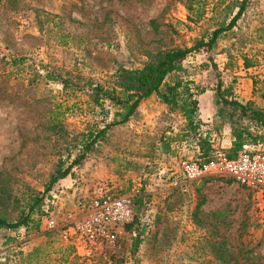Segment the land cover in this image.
<instances>
[{"label": "rangeland", "instance_id": "obj_1", "mask_svg": "<svg viewBox=\"0 0 264 264\" xmlns=\"http://www.w3.org/2000/svg\"><path fill=\"white\" fill-rule=\"evenodd\" d=\"M237 1L204 0L206 15L192 24L178 0H16L15 9L0 0V171L11 195L0 215L14 221L41 197L46 213L37 233L0 229V264H264L258 192L227 175L170 186V176L184 181L183 166L194 159L162 153L161 137L183 127L154 95L44 193L59 160L66 167L76 158L86 128L111 122L92 104V87L109 86L118 69H139L160 52L192 48L236 14ZM183 66L194 92L222 82L254 94L264 109V0H249L232 33ZM98 189L132 195L136 220L83 258L74 225Z\"/></svg>", "mask_w": 264, "mask_h": 264}, {"label": "trees", "instance_id": "obj_2", "mask_svg": "<svg viewBox=\"0 0 264 264\" xmlns=\"http://www.w3.org/2000/svg\"><path fill=\"white\" fill-rule=\"evenodd\" d=\"M4 1L7 7L16 8V0ZM178 1L184 5L188 13L187 20L189 23L197 24L204 19L206 15L204 0ZM248 1H237L234 4L237 9L236 14L227 23L218 25L208 31L202 39L195 42L192 48L160 52L154 61L144 63L139 69H118L109 86L96 85L92 87V104L100 108L104 121L111 116V122L102 128L96 124L86 128V132L81 136L82 139L79 143L76 158L66 167L64 162L59 160L57 169L51 176L44 193H49L55 184L71 176L72 168L79 165L97 144L104 141L112 127L128 123L136 113L139 105L153 95L161 104L167 107L170 114L180 115L184 121L183 128L177 138L171 136L161 137L162 153L174 154L172 150L174 140L179 143L197 140V161L201 164L215 161L219 154L227 159H235L245 146L251 147L254 152L259 150L264 156V109L259 108L254 102L244 104L238 102L231 96V88L225 87L222 82H218L216 85L217 104L220 109L218 123L214 125L213 131L218 132L227 117V123L231 129V147L222 153H217L211 145L209 134L204 137L200 135L202 123L198 119V102L195 98L196 94L192 90L194 87L193 82L189 80L187 71L183 66V62L191 53L202 49L213 51L223 35L232 33L242 17ZM65 45L66 42H61V46ZM14 64L17 65L16 62ZM243 67L245 69L251 67L247 58H243ZM45 78L48 81H58V78L50 71H46ZM60 83L64 88L67 87V81L61 80ZM105 104H108L109 109L105 108ZM110 109L113 111L112 113L109 112ZM3 174L4 172L0 171V210L9 207L11 199L7 184L3 181ZM43 203V197L27 202L25 208L19 212L18 218L14 221H9L5 216L0 215V229L10 231L24 229L26 233L39 232L41 218L46 215L41 209ZM133 211V222L124 226L126 229L131 228L136 220L135 200ZM44 235L49 236V233ZM140 235L133 240L132 250L137 248Z\"/></svg>", "mask_w": 264, "mask_h": 264}, {"label": "built area", "instance_id": "obj_3", "mask_svg": "<svg viewBox=\"0 0 264 264\" xmlns=\"http://www.w3.org/2000/svg\"><path fill=\"white\" fill-rule=\"evenodd\" d=\"M227 175L239 185L252 189L262 196L264 213V156L251 147H243L235 159L218 155L207 164L190 161L183 166L182 180L170 176V186L174 189L184 187V182H192L204 177ZM134 197L132 195H114L104 189L94 192V198L88 204L86 215L74 225V246L76 254L89 258L94 251L108 242L115 230L133 222Z\"/></svg>", "mask_w": 264, "mask_h": 264}, {"label": "crops", "instance_id": "obj_4", "mask_svg": "<svg viewBox=\"0 0 264 264\" xmlns=\"http://www.w3.org/2000/svg\"><path fill=\"white\" fill-rule=\"evenodd\" d=\"M195 94H196L195 98L198 102V119L202 123L200 129V135L204 137L205 135L209 134L211 145L216 150L217 153H222L225 150H228L231 147L232 137H231L230 125L227 123L228 121L227 117L225 118V121L223 122L221 129L218 132L213 131L214 125L218 123V112L220 109V106H218L217 104L216 88L202 89L200 92L196 91ZM230 94L231 96H233L235 100H237L242 104L247 102H254L255 105L263 109V107H260V104L256 101V97L254 96V94H251L250 92L248 93L247 91L242 92L240 90L231 89ZM160 106L162 110L167 111V107L165 105L161 104ZM169 117L178 118L180 120V124H182L183 127L184 121L182 120L180 115L174 116L170 114ZM181 129L182 128L179 127L175 129L172 128L171 137L177 138L181 132ZM197 142H198L197 140L195 141L189 140L183 143H179L178 141L174 140L172 143V150L174 151V154L176 153V151L182 150L187 153L186 154L187 156L185 155L186 160L194 159V161H197L198 160ZM163 154L167 156H174L173 153L171 154L163 153Z\"/></svg>", "mask_w": 264, "mask_h": 264}]
</instances>
